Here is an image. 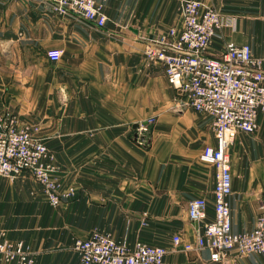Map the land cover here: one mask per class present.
I'll use <instances>...</instances> for the list:
<instances>
[{"label": "crops", "instance_id": "crops-1", "mask_svg": "<svg viewBox=\"0 0 264 264\" xmlns=\"http://www.w3.org/2000/svg\"><path fill=\"white\" fill-rule=\"evenodd\" d=\"M184 1L106 0L108 20L95 28L52 11L50 0H0V112L41 125L55 153L58 191L77 192L53 207L30 174L0 175V229L30 246L33 264H82L74 240L94 231L130 247L165 246L164 264H220L206 248H170L177 233L183 242L196 239L190 200L206 198L213 218L217 174L200 160L216 144L213 117L177 108L178 90L145 54L157 32L181 24ZM201 1L237 20L213 46L220 42L223 51L221 40H232L264 55V0ZM51 53L61 56L55 61ZM137 123L147 131H136ZM136 132L146 139L136 140ZM231 148V220L241 232L255 226L264 203V111L257 130L238 132ZM236 264H264V253Z\"/></svg>", "mask_w": 264, "mask_h": 264}, {"label": "built area", "instance_id": "built-area-1", "mask_svg": "<svg viewBox=\"0 0 264 264\" xmlns=\"http://www.w3.org/2000/svg\"><path fill=\"white\" fill-rule=\"evenodd\" d=\"M106 0H50L58 13L72 12L95 28L105 26L108 16ZM236 17L225 15L201 0L182 4L179 26L152 41L145 50L147 59L163 66L169 83L178 90L177 108L191 107L213 117L215 145H206L200 160L217 169L214 189V216L208 218V202L195 197L188 205L189 219L199 224L195 241L183 242L173 235L171 250L206 248L210 260L236 264L237 258L250 252H264V203L255 226L235 232L232 228L229 196L233 192L230 148L238 132L253 133L258 116L264 110V55L256 56L248 43L225 41L223 51L213 55L211 47L223 30L234 31ZM57 53H51L55 58ZM153 124L155 120L149 119ZM36 123H24L10 111L0 112V175L11 180L30 174L47 193L49 201L59 206L76 196V188L60 193L58 168L54 155L40 134ZM140 131H147L146 125ZM73 248L82 264H164L169 248L142 241L133 247L109 234L94 231L87 238H76ZM0 256L4 263L33 264L34 255L23 240H11L0 229Z\"/></svg>", "mask_w": 264, "mask_h": 264}, {"label": "rangeland", "instance_id": "rangeland-1", "mask_svg": "<svg viewBox=\"0 0 264 264\" xmlns=\"http://www.w3.org/2000/svg\"><path fill=\"white\" fill-rule=\"evenodd\" d=\"M166 31H168V30H166ZM166 31H160V32H157L156 33V35L151 39V41H156L159 37H160V35L161 34H163V33H166ZM222 38V37H221ZM220 37H217L216 39H218L219 41H220V39H221ZM222 42H223V39L221 40V45H224V42H223V44H222ZM212 46H213V44H212ZM215 49H214V51H213V55H219L222 51H221V48H220V42L218 43V44H216V45H214L213 46ZM221 51V52H220ZM58 56L60 57L61 56V54L60 53H57V55L55 56V58H54V60L55 61H57L59 58H58ZM176 101V100H175ZM264 111V110H263ZM153 121L155 120V118H151ZM148 122H152L151 120H148ZM36 124H38V126L41 128V125L39 124V123H36ZM40 134H41V136H43V138H45V136L43 135V133H42V130H40ZM45 140V139H44ZM48 146V145H47ZM49 148V147H48ZM49 151L54 155V159L56 158L55 157V153L49 148ZM232 153V148H230V154ZM207 164H210V163H207ZM211 165H213V164H211ZM76 196H77V194H76ZM76 196L75 197H73L72 199H70V200H73L74 198H76ZM69 201V200H68ZM64 202V201H63ZM52 205V204H51ZM53 207H58V206H54V205H52ZM60 206V205H59ZM264 253V252H263ZM263 253H258V252H250V253H247V254H263ZM247 254H244V255H247ZM243 256V255H242ZM0 258H1V260H2V262L4 263V261H3V259H2V257L0 256ZM6 264V263H5Z\"/></svg>", "mask_w": 264, "mask_h": 264}, {"label": "water", "instance_id": "water-1", "mask_svg": "<svg viewBox=\"0 0 264 264\" xmlns=\"http://www.w3.org/2000/svg\"><path fill=\"white\" fill-rule=\"evenodd\" d=\"M140 126H141V124H134V126H133V128L136 130V131H138L139 129H140ZM135 137H136V140H140V141H144L145 139H146V136L145 135H140L138 132H136V135H135Z\"/></svg>", "mask_w": 264, "mask_h": 264}]
</instances>
